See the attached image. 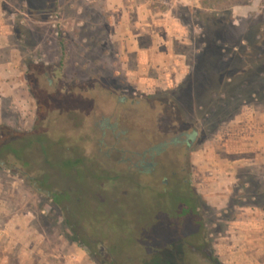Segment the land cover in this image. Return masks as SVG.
<instances>
[{
	"label": "rangeland",
	"instance_id": "374dc122",
	"mask_svg": "<svg viewBox=\"0 0 264 264\" xmlns=\"http://www.w3.org/2000/svg\"><path fill=\"white\" fill-rule=\"evenodd\" d=\"M138 14L153 27L139 40L152 48L142 57L150 61L148 87L127 73L140 55L124 57L114 25ZM168 56L180 62L169 76L181 77L180 86L165 79ZM210 79L211 93L201 89ZM253 108L264 115V0H0V126L5 137L26 135L23 143L33 134L29 165L0 167V264H98L89 251L143 264L135 262L139 254L158 249L142 252L120 238L117 193H127L122 203L143 216L133 240L161 221H181L191 203L155 197L151 188L169 180L179 196L186 179L198 190L195 174L205 176L193 164L196 155L221 153L231 121ZM231 156L254 160L256 152ZM76 159L73 177L66 165ZM246 163L234 169L238 179L225 206L198 193L221 264H264V166ZM105 175L124 176L119 186H102L105 192L93 179ZM73 190L81 194L75 234L49 196ZM188 249L192 264H216L196 245Z\"/></svg>",
	"mask_w": 264,
	"mask_h": 264
},
{
	"label": "trees",
	"instance_id": "16d2710c",
	"mask_svg": "<svg viewBox=\"0 0 264 264\" xmlns=\"http://www.w3.org/2000/svg\"><path fill=\"white\" fill-rule=\"evenodd\" d=\"M221 75L222 77L218 80L222 85V83L224 82L222 80L224 79L225 76H223V74ZM233 78H234L233 76L232 78L228 76L225 78V81H231ZM209 82L210 85L208 88L206 87L201 88L200 85L198 87H200L203 91L206 90V92L209 91L211 93V91L213 90L211 84L212 82H214V80L210 79ZM29 87L30 88L32 87L31 81L29 83ZM181 89H185V87ZM226 98H224L225 101L227 100ZM5 129L7 128L0 126V167H4L8 170H14L17 169L16 168L17 165H15V163L21 164L22 166H28L29 154L32 153V149H33L32 147L33 142L31 141V139H29V137L31 138L33 134L31 136H27L28 139L25 140V142L23 143L22 138L26 135L20 136L13 133L10 137H5L3 136ZM79 163L80 160L78 159L72 162L68 161L69 165L67 164L66 168L70 170V174L72 176H73L72 168L77 166ZM81 176L82 175L79 174L78 172L77 178L79 179V177ZM122 176L113 179V181L112 179H108L106 175L103 178L95 177L93 179L96 180L98 183L101 182L99 189L103 190L102 186H107V183L110 187L112 185L119 186V184H121L123 180L121 179ZM162 182L163 183L161 189L151 188V190H154L155 197L166 198V199L174 197L172 199H175L177 201L182 200V202L184 203H191L192 207L184 210L181 221H178L175 218H174V222L172 223L168 222L166 224L163 221H161L157 226L152 228L153 229L152 231L150 230L148 234L145 233L144 237L141 239L133 240V237L136 236L137 230H139L142 227V226L140 227L138 223L140 221L139 219L143 218V216L141 215V217L139 218V216L134 213L135 211L132 208H129L128 210V206L126 202L122 203L124 202V199L126 201L127 199L126 196L128 194L124 192H119L117 193V195L121 196V198L119 199L118 196L116 195L115 198L113 199V200L116 199L115 204H118V206L115 207L116 208L115 219H117L116 222L119 225L116 223V227L118 228L119 231L118 234H122L120 238L126 241L125 244L129 242L132 245H138L143 248L142 252L143 251L145 252L146 249L148 251H151L152 249L155 251V249H158L153 253H149V254L146 253V257L142 256V254H139V257L135 259V262L143 261L144 262L143 264H192L189 258L188 248L192 250V248L195 247L196 245L197 247H199V250L204 251L206 257L211 258L216 264H221L218 258L215 257V251L212 245L209 243L207 233L205 230L206 225L204 222V217L202 216V213L199 212L198 210L200 209L199 204L203 203V205L205 206V203L201 202L202 199L198 195L197 190L193 189L192 186L189 184L188 180L185 179L182 181V183L179 184V187L181 189L179 190V196H178L174 191V186L173 185L171 186V184L168 183L169 180ZM187 182L188 184L184 185V183ZM44 183H46V181ZM141 189L133 188V193L140 194L139 192L141 191ZM142 190L150 191L145 188ZM103 191L107 192L108 190H103ZM80 195L81 194L77 190L67 191L64 193L53 191L50 192L49 194L52 202L55 205H57V207L60 209V212L66 217V220L69 223V228L74 234L77 232V230L80 227H82V223H80L81 221H78L79 223L78 222L74 223V218L76 219L75 215L77 214L74 211H77V208H79L80 206L79 203L81 202ZM177 196L180 198H178ZM63 202L64 203L67 202L69 205H72L73 207L72 206L70 208L64 207ZM142 211L143 210H141V213ZM130 212L132 213L131 216L132 220H130V217L128 215V213ZM147 236H153V237L148 238ZM75 242H77L78 245H83L82 242H80L78 239H76ZM118 246L119 249L122 250L123 245L119 243ZM89 253L95 258V261L98 264H117L115 261L110 260L109 256L107 255H106V260H104L101 257V255L103 254L97 255L94 254L92 251H89ZM166 254L173 256V260L172 261L166 260L164 258Z\"/></svg>",
	"mask_w": 264,
	"mask_h": 264
},
{
	"label": "crops",
	"instance_id": "0c3cea01",
	"mask_svg": "<svg viewBox=\"0 0 264 264\" xmlns=\"http://www.w3.org/2000/svg\"><path fill=\"white\" fill-rule=\"evenodd\" d=\"M140 12L141 11H139L138 13ZM124 17L125 18H123V20L121 21H119L118 18L114 21L118 36L122 34L123 37L119 39L120 48L122 49V52H124V49H127L124 57H129L134 54L140 55V59L135 58L137 60V67H135L136 71L134 72V69L131 68L132 70H129L127 73L130 74V78L136 75L135 77L139 79V84L142 86L144 85V87H148V80H152V78L150 77L151 66H149L150 61L147 59H144L143 61L142 57L143 55L146 57V54H148V51H151L152 48H144V46L139 43V40L140 37L143 36V32H148L147 27H149V30H151L153 27L152 25L147 26L150 22L149 16L144 17L142 16V14H138L131 20H129V18L126 16ZM134 38L138 40V46H132L128 44V42L133 41ZM125 43L127 44V46H125ZM171 49L172 48L170 47L169 52H171ZM168 57L170 59L169 62L165 61V59L167 58H164L163 63L161 59H156L155 62L154 57H151V61L153 59L152 63L154 65L157 64L158 61H160V63H162L163 66L166 67V70L164 71L165 79L167 81H170L171 79H178L179 82L177 83L180 86V83L183 81L181 77H169L174 74L173 69H175V65L176 67H178L180 62L172 59L170 56ZM127 64H129V62H127ZM142 72L144 73V75ZM158 72H160V70H158ZM176 74L178 73L176 72ZM142 89L143 88H140L142 92H146L147 95H151L150 92H148V88H144L145 91H143ZM253 109L254 110L250 111L252 113L248 112L247 117L244 116L245 110H243V113L241 112L231 121V124H229L225 133L226 144H224V146H221V153L214 151L213 154H210L209 157L212 158H210L209 160H207L206 157L199 153V155H196L197 160H195L193 164L201 166V171H203V176H205V179H203L200 178L197 173L195 174V177L199 179V182H197V191L201 196H204L206 200L217 201L212 204V206L214 207H223L226 205L227 201L224 202L226 199L225 195H228L227 193L230 192V189H232L236 185L238 179L236 172L234 173V169H237L239 166L247 165V161H254L253 165L256 166H264V115L262 116L257 114V110H255V108ZM231 125L238 126L236 128H233V126ZM255 152L256 156L254 157V160H247V156H231V154L233 153L248 154ZM218 154L224 156L223 162H225L224 164L226 165L224 166L225 168L223 170H218L220 167H217V165L220 166L219 163H217L220 160L218 159ZM248 166H251V164H248L247 167ZM230 177H232V179Z\"/></svg>",
	"mask_w": 264,
	"mask_h": 264
}]
</instances>
